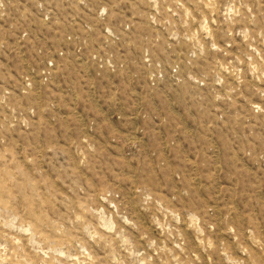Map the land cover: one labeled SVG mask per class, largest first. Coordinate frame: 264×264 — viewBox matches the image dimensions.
<instances>
[{"label":"rangeland","instance_id":"1","mask_svg":"<svg viewBox=\"0 0 264 264\" xmlns=\"http://www.w3.org/2000/svg\"><path fill=\"white\" fill-rule=\"evenodd\" d=\"M0 264H264V0H0Z\"/></svg>","mask_w":264,"mask_h":264}]
</instances>
